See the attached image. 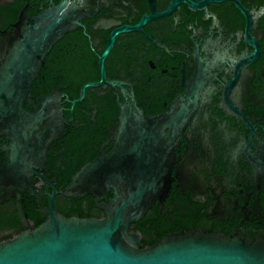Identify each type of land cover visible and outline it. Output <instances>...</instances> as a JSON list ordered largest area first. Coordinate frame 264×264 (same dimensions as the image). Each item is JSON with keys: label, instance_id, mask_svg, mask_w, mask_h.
Instances as JSON below:
<instances>
[{"label": "flooded vegetation", "instance_id": "1", "mask_svg": "<svg viewBox=\"0 0 264 264\" xmlns=\"http://www.w3.org/2000/svg\"><path fill=\"white\" fill-rule=\"evenodd\" d=\"M64 2L79 9V25L53 46L35 80L58 90L63 131L32 193L0 201V243L48 219L46 181L60 190L84 164L112 152L122 108L145 118L170 113L167 195L129 227L142 248L187 230L264 239V0H0V50L22 12L35 17ZM112 35L105 82L72 108L83 85L102 79ZM29 97L26 109L39 98ZM9 144L0 136V165ZM113 197V189L98 202L56 195L53 209L98 220Z\"/></svg>", "mask_w": 264, "mask_h": 264}, {"label": "water", "instance_id": "2", "mask_svg": "<svg viewBox=\"0 0 264 264\" xmlns=\"http://www.w3.org/2000/svg\"><path fill=\"white\" fill-rule=\"evenodd\" d=\"M191 6L199 8L194 2ZM239 9L248 26V16L241 6ZM79 20V9L69 2L35 17L22 12L13 36L0 50V136L10 143L6 161L0 165V201L8 200L14 191L32 193L34 175L44 168L48 147L62 134L58 90L35 99L31 109L25 103L51 49ZM143 23L144 19L139 25ZM125 31L129 30L119 32ZM113 35L100 58L102 79L83 85L72 108L83 101L87 88L105 82L102 62L112 47ZM169 117L166 112L145 118L132 108H122L112 152L84 164L60 190L46 181L52 189L48 219L34 230L0 243V264H264L263 238L187 230L142 248L140 238L129 232L154 200L167 195L171 158L169 135L164 131L170 127ZM260 152L263 156L264 144ZM110 189L114 190L112 201L100 206L106 213L103 219L66 218L53 209L56 195H90L98 202Z\"/></svg>", "mask_w": 264, "mask_h": 264}, {"label": "trees", "instance_id": "3", "mask_svg": "<svg viewBox=\"0 0 264 264\" xmlns=\"http://www.w3.org/2000/svg\"><path fill=\"white\" fill-rule=\"evenodd\" d=\"M37 85H39V87H41L40 89H37ZM44 87V88H43ZM54 87V83H48V82H43L41 84L38 83V80L35 81L31 87V94L34 95L35 97H39L40 93L43 92V94H47L48 92L51 91V89ZM31 97H29V99L26 101L25 103V108H29L33 105V103L31 102Z\"/></svg>", "mask_w": 264, "mask_h": 264}]
</instances>
